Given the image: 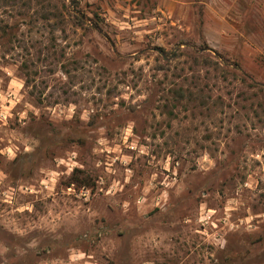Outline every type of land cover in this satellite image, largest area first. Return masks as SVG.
<instances>
[{
  "label": "rangeland",
  "instance_id": "rangeland-1",
  "mask_svg": "<svg viewBox=\"0 0 264 264\" xmlns=\"http://www.w3.org/2000/svg\"><path fill=\"white\" fill-rule=\"evenodd\" d=\"M0 189V264H264V0H0Z\"/></svg>",
  "mask_w": 264,
  "mask_h": 264
},
{
  "label": "built area",
  "instance_id": "built-area-1",
  "mask_svg": "<svg viewBox=\"0 0 264 264\" xmlns=\"http://www.w3.org/2000/svg\"><path fill=\"white\" fill-rule=\"evenodd\" d=\"M72 186H69V189H71ZM13 191V190H12ZM0 192H2V190L0 189Z\"/></svg>",
  "mask_w": 264,
  "mask_h": 264
},
{
  "label": "crops",
  "instance_id": "crops-1",
  "mask_svg": "<svg viewBox=\"0 0 264 264\" xmlns=\"http://www.w3.org/2000/svg\"><path fill=\"white\" fill-rule=\"evenodd\" d=\"M178 2H182V0H177V3H178ZM172 6H174V5H172Z\"/></svg>",
  "mask_w": 264,
  "mask_h": 264
}]
</instances>
